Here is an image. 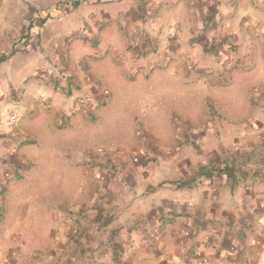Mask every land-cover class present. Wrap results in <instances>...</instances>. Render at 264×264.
<instances>
[{
  "label": "crops",
  "instance_id": "crops-1",
  "mask_svg": "<svg viewBox=\"0 0 264 264\" xmlns=\"http://www.w3.org/2000/svg\"><path fill=\"white\" fill-rule=\"evenodd\" d=\"M0 264H264V0H0Z\"/></svg>",
  "mask_w": 264,
  "mask_h": 264
},
{
  "label": "built area",
  "instance_id": "built-area-1",
  "mask_svg": "<svg viewBox=\"0 0 264 264\" xmlns=\"http://www.w3.org/2000/svg\"><path fill=\"white\" fill-rule=\"evenodd\" d=\"M17 122H18L17 113H14V114L11 116V118H10V123L13 124V125H15V124H17Z\"/></svg>",
  "mask_w": 264,
  "mask_h": 264
}]
</instances>
